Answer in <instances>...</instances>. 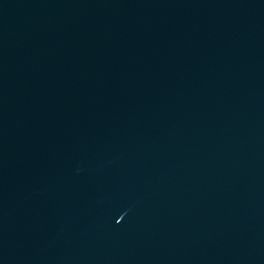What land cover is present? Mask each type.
Masks as SVG:
<instances>
[{"label":"water","instance_id":"1","mask_svg":"<svg viewBox=\"0 0 264 264\" xmlns=\"http://www.w3.org/2000/svg\"><path fill=\"white\" fill-rule=\"evenodd\" d=\"M0 264H264V0H0Z\"/></svg>","mask_w":264,"mask_h":264}]
</instances>
